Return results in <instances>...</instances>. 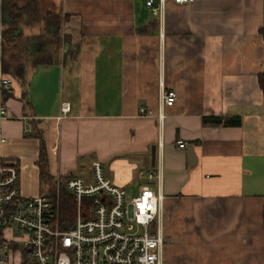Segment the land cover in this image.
Segmentation results:
<instances>
[{"label":"crops","instance_id":"1","mask_svg":"<svg viewBox=\"0 0 264 264\" xmlns=\"http://www.w3.org/2000/svg\"><path fill=\"white\" fill-rule=\"evenodd\" d=\"M44 1L79 52L64 47L0 98L1 155L21 194L93 182L98 161L136 197L153 173L164 264H264V0H154L156 12L149 0Z\"/></svg>","mask_w":264,"mask_h":264},{"label":"built area","instance_id":"2","mask_svg":"<svg viewBox=\"0 0 264 264\" xmlns=\"http://www.w3.org/2000/svg\"><path fill=\"white\" fill-rule=\"evenodd\" d=\"M192 1L174 0L180 5ZM154 4V0L147 2L156 12ZM1 44L0 26V57ZM13 83L11 76L0 75L1 92L11 93ZM177 97L176 91L169 90L163 104L171 107ZM70 109L63 104L64 114ZM140 111L147 113L144 108ZM7 115L1 105L0 123ZM148 115H156L161 123L165 119L161 112ZM6 142L0 130V264H164L163 196L151 186L153 173L145 175L147 183L139 195L130 197L106 177L101 162H94L93 182L77 177L65 181L74 210L62 220L61 184L56 186L55 197L23 196L18 166L1 155Z\"/></svg>","mask_w":264,"mask_h":264},{"label":"trees","instance_id":"3","mask_svg":"<svg viewBox=\"0 0 264 264\" xmlns=\"http://www.w3.org/2000/svg\"><path fill=\"white\" fill-rule=\"evenodd\" d=\"M62 21L61 13L44 0H2L0 4V26L2 27L0 63L3 73L25 82L32 70L40 66L57 64L65 51L64 47H69L66 55L74 58L79 48H74L71 40L63 35ZM3 96L6 98V92L0 90V98ZM214 122L225 124V119H214ZM41 160L46 161L44 146ZM52 184L55 186L54 181ZM61 186L60 201L63 206L60 210L63 220L72 215L74 206L66 192L65 183Z\"/></svg>","mask_w":264,"mask_h":264},{"label":"rangeland","instance_id":"4","mask_svg":"<svg viewBox=\"0 0 264 264\" xmlns=\"http://www.w3.org/2000/svg\"><path fill=\"white\" fill-rule=\"evenodd\" d=\"M47 2V1H46ZM45 185H47L46 187V189L47 190H50V189H52V191H53V193H55L56 191H57V189L54 187V185H52V183L50 182V181H47L46 183H45Z\"/></svg>","mask_w":264,"mask_h":264},{"label":"water","instance_id":"5","mask_svg":"<svg viewBox=\"0 0 264 264\" xmlns=\"http://www.w3.org/2000/svg\"><path fill=\"white\" fill-rule=\"evenodd\" d=\"M155 157H156V152L155 149H153V162L155 163Z\"/></svg>","mask_w":264,"mask_h":264}]
</instances>
